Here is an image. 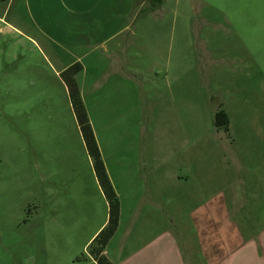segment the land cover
Wrapping results in <instances>:
<instances>
[{
  "label": "rangeland",
  "instance_id": "1",
  "mask_svg": "<svg viewBox=\"0 0 264 264\" xmlns=\"http://www.w3.org/2000/svg\"><path fill=\"white\" fill-rule=\"evenodd\" d=\"M175 1L186 2L168 0L161 27L147 28L138 127L133 117L113 120L107 136L98 120V138L103 147L106 137L119 145L123 137L125 144L174 145L178 158L193 153L196 160L209 159L214 174L226 161L227 211L245 210L236 219L253 233L264 226V0H187V9L175 8ZM25 3L0 0V264H94L85 243L107 217V204L91 173L63 71ZM189 9L185 23L181 14ZM173 64L179 65L177 81ZM189 66L191 83L180 82ZM218 110L228 116L227 130L214 125ZM237 190L240 198L233 195ZM217 201L209 203L210 214ZM168 218L187 259V211ZM221 234L225 243L228 232ZM219 248L227 255L234 246ZM258 250L251 264H264V248Z\"/></svg>",
  "mask_w": 264,
  "mask_h": 264
},
{
  "label": "crops",
  "instance_id": "2",
  "mask_svg": "<svg viewBox=\"0 0 264 264\" xmlns=\"http://www.w3.org/2000/svg\"><path fill=\"white\" fill-rule=\"evenodd\" d=\"M25 1L31 19L39 28L43 46L60 71L76 62L82 65L76 81L120 206L118 226L104 249L105 257L114 264H251L258 247L264 248V226L253 227L254 232L247 234L252 226H243L236 219L245 210H236L235 206L231 212L227 211L226 181L229 184L230 180L223 177L230 172V167L226 161L214 174L209 170V159L196 160L193 153L178 158L181 151L174 145L159 148L150 144H125V137L119 145L106 137L103 147L98 138L95 127L99 125L98 120L100 126L106 127L107 136L113 132L110 127L113 120L118 123L133 117L138 127L136 119L141 118V111L144 113L142 83L146 74L147 28L161 27L168 0L157 6L151 0ZM182 2L175 1L174 7ZM223 3L220 1L219 5ZM184 6L188 8L187 0ZM181 15L188 23L190 9ZM170 68L172 78L177 81L179 65L173 64ZM191 76V66L186 67L180 82L191 83ZM188 101L192 103L191 95L190 99L185 96L187 106ZM126 131L122 129L125 136ZM79 135L82 139L80 132ZM85 179L90 181L88 170H85ZM233 195L240 198L242 192L237 190ZM218 199L221 201H217L218 209L210 214L209 203ZM230 204L235 205L234 201ZM184 211L189 218L184 229L189 237L184 239L190 249L187 259L175 233L178 228L168 218ZM106 222L107 217L85 246ZM221 231L228 232L232 243L226 239L224 243ZM215 232H219L217 236ZM227 242L234 249L226 255L219 247ZM135 258L137 263L133 261Z\"/></svg>",
  "mask_w": 264,
  "mask_h": 264
},
{
  "label": "trees",
  "instance_id": "3",
  "mask_svg": "<svg viewBox=\"0 0 264 264\" xmlns=\"http://www.w3.org/2000/svg\"><path fill=\"white\" fill-rule=\"evenodd\" d=\"M156 6L163 0H151ZM82 71V65L78 62L68 66L61 74V79L66 87L71 109L79 128L87 155L98 183L105 198L108 208L107 222L95 235L87 247L88 258L96 264H112L103 254L109 240L113 237L119 221V199L108 178L99 147L97 145L93 129L91 127L85 106L83 104L76 76ZM229 119L223 110H218L214 115V125L217 128L227 130Z\"/></svg>",
  "mask_w": 264,
  "mask_h": 264
}]
</instances>
